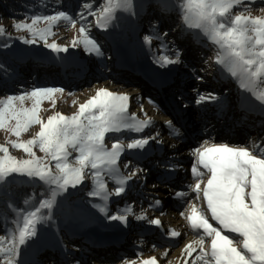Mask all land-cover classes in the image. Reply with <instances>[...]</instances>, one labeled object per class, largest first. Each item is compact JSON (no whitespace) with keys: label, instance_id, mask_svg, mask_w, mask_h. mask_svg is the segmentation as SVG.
Returning <instances> with one entry per match:
<instances>
[{"label":"rangeland","instance_id":"obj_1","mask_svg":"<svg viewBox=\"0 0 264 264\" xmlns=\"http://www.w3.org/2000/svg\"><path fill=\"white\" fill-rule=\"evenodd\" d=\"M17 1L20 5L11 0H0V27L5 29V34L0 35V99L36 87L63 88V94L54 96L55 106L52 100L41 101L38 115L46 121L48 116L56 112L72 115L80 104L101 87L128 94L131 97L129 112L135 113L142 120L150 117L152 124L144 133L123 131L106 136L105 142L109 148L116 138L124 142L125 152L118 163L125 175L130 171L142 170L128 182L125 193L109 197L108 213L115 215L131 206L136 214L143 211L148 219L161 220L160 227L149 224L147 220H136L134 215L128 218L127 225L109 220L93 207L94 204L104 205L105 202L89 195L93 185L91 179H87L58 197L57 206L53 209V220L37 226L38 230L51 238L53 247H49L48 253L41 254L42 258L38 259L39 255L27 258V244L21 246L19 264H124L126 260H135L141 264L142 260L152 256L159 259L160 264H169V261L171 264H183L185 259L191 264L185 254L181 255V259L178 256L184 244L197 238L187 228V221L180 213L185 211L189 201L198 205L202 203L195 200L196 193L189 187L194 183L191 172L195 160L193 149L204 141L244 146L250 141L264 139V106L258 101L255 103L260 104L262 110L236 104V98L241 96L240 90L243 89H240L234 78L223 76L222 70L209 60L214 54L210 42L196 32L184 29L178 11L171 6L175 0H143L140 6L136 2L137 15L130 17L127 13H117V20L108 30L97 28L95 18L87 16V10L82 7L89 3L94 11L99 10L105 0ZM162 5L168 7L165 9ZM240 7L243 6L233 11H239ZM250 7L253 16L264 15L260 11L264 8V0H254ZM57 11H65L77 20L75 27L67 21H60L52 28L55 35L47 37L48 43L55 41L68 46V51L62 53L72 56L73 61L65 67H58V62L50 56L42 58L43 53L47 54L50 50L44 46V41L37 38L35 44L24 43L20 37L32 39L31 34L13 27L19 22L31 23L34 15H53ZM82 12L86 16L84 20L79 16ZM81 24L88 26L90 35L101 45L103 56L86 52L83 45L70 46L74 38H79ZM38 27L45 28L47 23L42 21ZM154 32L161 34V40L153 39L151 48H148L143 43V37ZM163 33H167V36L164 37ZM161 42L168 45L167 50L161 49ZM177 49L181 52L182 62L175 65L174 73L158 72L149 66L151 62L156 63V57L172 55ZM138 71L142 72V76L136 74ZM156 74L163 75L164 79L157 80ZM135 86L140 88V94H134ZM209 93L218 99L196 103L199 94ZM151 95L154 99L149 98ZM241 98L246 103L250 100L246 95ZM165 99L173 103L174 116L180 125V135H173V142L167 139L169 131L159 132L155 122L157 111ZM16 103L20 107L19 102ZM32 104V100L26 99L22 107L31 108ZM141 105L144 111H141ZM237 110L242 113L239 115ZM255 120L260 128L255 126ZM38 131L39 125H32L28 132L21 134L20 140L26 141ZM146 136H156L157 140L162 141L150 142L153 147L161 145L165 154L160 155L151 150L148 152L150 156L146 153L140 155L139 150L126 148L132 139ZM16 139L6 130H0V144ZM6 146L11 155L18 159L28 158L22 150ZM34 151L38 157H44L45 162H50V158L45 157L38 148H34ZM76 155L73 153L69 160L74 162ZM50 163L54 170L55 162ZM104 179L109 191L114 190V182L106 176ZM5 190L7 195H4V190H0V235L6 236L15 227L13 220L16 213L13 208H27L24 200L42 198L45 187L25 177L16 176L5 186ZM177 192H186L188 195L182 199L175 195ZM156 200L163 202L161 206L168 202L171 206L165 210H159V206L150 207ZM91 226L96 229H81ZM169 229L182 232L175 238L177 243H170L174 239L169 237ZM102 238L112 240L105 244H94V239ZM118 242L124 246L123 249L116 247ZM165 250L168 251L166 257L163 255ZM37 253H42V250Z\"/></svg>","mask_w":264,"mask_h":264},{"label":"snow or ice","instance_id":"obj_2","mask_svg":"<svg viewBox=\"0 0 264 264\" xmlns=\"http://www.w3.org/2000/svg\"><path fill=\"white\" fill-rule=\"evenodd\" d=\"M253 3L254 0H175L171 6L178 11L185 30L196 32L210 42L214 54L209 60L264 106V15H252L250 5ZM241 5L239 11H233ZM82 7L87 10V16L95 18V26L101 30L112 27L118 18L117 13H127L130 17L137 15L136 0H105L95 11L89 3ZM260 11L264 13V8ZM79 16L81 20L86 19L83 12ZM42 21L47 27H38ZM60 21H67L72 27L77 23L67 12L57 11L53 15H34L31 23L19 22L13 27L31 34L32 39L20 37L24 43L35 44L39 38L51 51L67 52L68 46L55 41L48 43L47 40L49 35H55L52 28ZM3 34L5 29L0 27V35ZM79 34V38L72 40L71 47L83 45L86 52L103 56L101 45L90 35L87 25L81 24ZM163 36L166 37L167 33ZM153 39L160 41L161 34L145 35L144 45L151 48ZM161 49L167 50L168 45L161 42ZM155 62L160 67L179 64L182 62L181 52L177 49L172 55L158 56ZM64 91L63 88L36 87L0 99V130L17 138L0 144V190L7 195L5 186L16 176L45 187L42 198L24 200L27 208H13L15 227L6 236L0 235V264H19L21 246L38 237V225L53 220L57 198L87 179H91L93 185L89 195L105 202L93 207L109 220L127 225L128 218L134 215L136 220L161 226L159 218L148 219L143 211L136 214L131 206L115 215H109L107 209L109 197L125 193L128 182L142 170L125 175L118 163L125 152L124 142L116 138L109 148L106 136L123 131L143 133L151 126L152 119L142 120L129 112L131 97L128 94L101 87L72 115L56 112L43 120L38 115L41 101L52 100L55 106V94ZM26 99L33 101L31 108L22 107ZM217 99L211 93L199 94L196 103ZM141 111H144L143 105ZM166 123L173 129L172 134L178 137L179 130L174 128L172 121ZM32 125H39V131L26 141L20 140L21 134L28 132ZM152 140L162 143L156 136H146L132 139L126 148L143 150ZM6 145L22 150L28 158L18 159L11 155ZM34 148L49 157L50 162H55L54 170L50 162L36 155ZM73 153L77 154L74 162L69 160ZM193 153L195 160L191 172L194 183L189 187L196 193L195 200L202 203L198 205L189 201L185 211L180 213L197 237L185 245L182 256L186 253L187 257H192L199 249L191 264H264V139L250 141L244 146L204 141L193 149ZM105 176L116 185L114 190L109 191ZM175 195L183 199L188 194L177 192ZM159 204L160 201L156 200L150 207ZM8 206L12 207V204ZM168 235L177 238L181 233L169 229ZM163 255L166 257L168 251L165 250ZM124 264L137 262L126 260ZM141 264H159V261L152 256L142 260ZM184 264L189 261L185 259Z\"/></svg>","mask_w":264,"mask_h":264},{"label":"bare ground","instance_id":"obj_3","mask_svg":"<svg viewBox=\"0 0 264 264\" xmlns=\"http://www.w3.org/2000/svg\"><path fill=\"white\" fill-rule=\"evenodd\" d=\"M136 2H137V4H138V6H140V4H142V2H143V0H136ZM125 52V51H124ZM47 56H50L52 59H54V60H56V62H58V67H65V66H67V65H70V62H72L73 61V57L72 56H70V55H68V54H66V53H62V52H60V53H56V52H53V51H51V50H49V52H47V54H45V53H43V55H42V58H44V57H47ZM150 67H153V68H155L158 72L159 71H162V73L164 72H166V73H174V67H175V65H169V66H167V67H160L159 66V64L158 63H154V62H151L150 63V65H149ZM136 74H138V75H140V76H142V72H140V71H138V72H136ZM222 75L224 76H227L228 74H226V73H224L223 71H222ZM156 78H157V80H163L164 78H163V75L161 76V74H156ZM241 89V88H240ZM134 94H140L141 93V91H140V88L138 87V86H135V88H134ZM240 91H242V92H240L241 93V96H243V95H246V96H249L250 97V100H249V102H245L244 101V98H241V96L239 97L238 95V98H236V104L238 103V104H240V105H242V106H244V107H249L248 109H251L252 107H255V108H257L258 110H262L263 108L261 107V105L260 104H256L255 103V101L256 100H254V99H252V97L250 96V93L249 92H246L245 90H240ZM149 98H152V99H154V96H150ZM257 102V101H256ZM130 103H131V101H130ZM172 108H175V107H173V103L172 102H170V101H168L167 99H165L164 101H163V103H161V106H160V108H159V110L157 111V116H156V118H155V120H158V121H163V122H166V121H172V123H173V125H174V128L175 129H178L179 127H180V125H178V122L174 119V118H172V117H168L169 116V114H172V115H174L175 113H174V109H172ZM239 112V113H238ZM237 113L240 115L242 112H240L239 110H237ZM246 114V113H245ZM176 116V115H175ZM241 119L242 120H244L242 117H241ZM256 122H258L257 120H255V122H254V124H255V126L257 127V128H260L259 126V124L258 123H256ZM163 124V123H162ZM161 126H163V125H161ZM158 130H159V132H161V131H163V130H167V131H169V134L167 135V139L169 140V141H171V142H173L174 140H173V134H172V132H173V129H170L169 127H167V126H164L163 128H158ZM148 131V129H145V131L144 132H147ZM143 132V133H144ZM226 135V134H225ZM230 138H231V136H229ZM152 146V147H151ZM151 150H154V152H156L157 154H160V155H164L165 154V152H164V149L161 147V145L160 146H156V147H153V144L151 143V142H149V145H147L146 146V148L145 149H143V150H139V154L140 155H142V154H144V153H146L148 156H150L149 155V151H151ZM141 157V156H140ZM158 159V158H157ZM128 187V184L126 185V188ZM163 202L162 201H160V204H159V210H165L166 208H169L170 206H171V204L168 202L166 205H164V206H161V204H162ZM188 224V223H187ZM185 225H186V223H185ZM114 228H116V226L114 227ZM187 228L190 230V232H192V230L190 229V227H189V225L187 226ZM81 229H83L84 231H90L89 229H96V227H94V226H91V227H84V228H81ZM119 230V229H118ZM163 230H165L164 229V227H163ZM39 231V235H38V237L37 238H35V239H33L32 241H30L27 245H26V253H27V258H29L30 256H32V255H34V256H36V255H39V258L38 259H40V258H42L41 256V254H46V253H48V250H49V247H53V244L54 243H52V241H51V238L45 233V232H42V231H40V230H38ZM92 231V230H91ZM180 232V231H179ZM88 233V232H87ZM181 234H182V232H180ZM113 238V237H112ZM112 238H102L101 240H98V239H94L93 241H94V244H97V243H104L105 244V242L106 241H108V240H112ZM174 240V242L172 241V242H170L171 244L172 243H177L176 242V239L175 238H173ZM191 239V238H190ZM116 240H118L119 241V238L117 237L116 238ZM192 240H194V238H192ZM103 244V245H104ZM48 245H50V246H48ZM185 245L186 244H184V246L180 249V253H179V256H178V259H181V255H182V250L184 249V247H185ZM102 247V246H101ZM116 247H118L119 249H123L124 248V246L122 245V244H120L119 242L117 243V245H116ZM42 250V253H37L38 251H41ZM198 252H199V249H197V252L196 253H193V256L192 257H187V254L185 253V256L188 258V259H190V260H192V259H194V257L198 254ZM62 255V254H61ZM184 256V255H183ZM35 261L37 260V259H34ZM158 261H159V259H157ZM181 263V262H180ZM179 263V264H180ZM159 264H160V262H159ZM176 264V263H175ZM183 264H184V262H183Z\"/></svg>","mask_w":264,"mask_h":264},{"label":"trees","instance_id":"obj_4","mask_svg":"<svg viewBox=\"0 0 264 264\" xmlns=\"http://www.w3.org/2000/svg\"><path fill=\"white\" fill-rule=\"evenodd\" d=\"M11 2L20 5V3L17 0H11ZM12 3H9V4H12ZM27 4H29V3H27Z\"/></svg>","mask_w":264,"mask_h":264}]
</instances>
